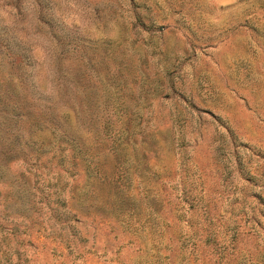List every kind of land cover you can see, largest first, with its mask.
I'll return each mask as SVG.
<instances>
[{
	"label": "rangeland",
	"instance_id": "rangeland-1",
	"mask_svg": "<svg viewBox=\"0 0 264 264\" xmlns=\"http://www.w3.org/2000/svg\"><path fill=\"white\" fill-rule=\"evenodd\" d=\"M0 42V264H264V0H0Z\"/></svg>",
	"mask_w": 264,
	"mask_h": 264
},
{
	"label": "trees",
	"instance_id": "trees-1",
	"mask_svg": "<svg viewBox=\"0 0 264 264\" xmlns=\"http://www.w3.org/2000/svg\"><path fill=\"white\" fill-rule=\"evenodd\" d=\"M7 43L9 42H3L2 44L5 46V48L8 49V51L12 54V64L16 69V72L18 73V78L20 84L23 86V88H27L30 94L35 92V84L31 75L30 69H28V66L32 65V60L28 58L27 54L22 50L21 47L16 46L14 48L10 47ZM1 44V42H0ZM60 79V77L57 75L55 77V81ZM34 98V97H33ZM38 99V98H35Z\"/></svg>",
	"mask_w": 264,
	"mask_h": 264
}]
</instances>
